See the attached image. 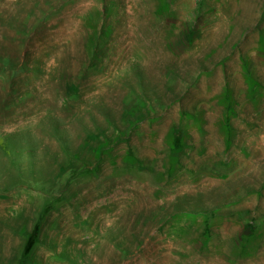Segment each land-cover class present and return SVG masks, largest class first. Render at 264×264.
Instances as JSON below:
<instances>
[{
	"label": "rangeland",
	"instance_id": "obj_1",
	"mask_svg": "<svg viewBox=\"0 0 264 264\" xmlns=\"http://www.w3.org/2000/svg\"><path fill=\"white\" fill-rule=\"evenodd\" d=\"M0 264H264V0H0Z\"/></svg>",
	"mask_w": 264,
	"mask_h": 264
}]
</instances>
